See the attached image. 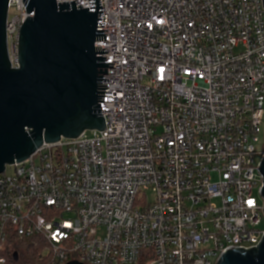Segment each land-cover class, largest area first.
I'll return each instance as SVG.
<instances>
[{
	"label": "built area",
	"instance_id": "built-area-1",
	"mask_svg": "<svg viewBox=\"0 0 264 264\" xmlns=\"http://www.w3.org/2000/svg\"><path fill=\"white\" fill-rule=\"evenodd\" d=\"M101 4L98 29L109 30L96 46L108 53L98 56L114 62L102 79L111 96L99 101L106 129L44 143L7 165L0 264L19 261L24 238L44 241L35 264H217L229 248L258 246L263 0ZM28 16L23 0H9L13 66Z\"/></svg>",
	"mask_w": 264,
	"mask_h": 264
},
{
	"label": "water",
	"instance_id": "water-1",
	"mask_svg": "<svg viewBox=\"0 0 264 264\" xmlns=\"http://www.w3.org/2000/svg\"><path fill=\"white\" fill-rule=\"evenodd\" d=\"M28 16L20 27L17 65L7 42L9 0H0V174L7 165L25 162L44 143L105 130L99 101H104L108 73L101 0L90 7L76 0H23ZM264 5V0H263ZM259 169L264 179V157ZM264 199V186L261 188ZM17 260L18 252L14 253ZM67 264H84L72 260ZM217 264H264V236L253 248L227 249Z\"/></svg>",
	"mask_w": 264,
	"mask_h": 264
},
{
	"label": "trees",
	"instance_id": "trees-1",
	"mask_svg": "<svg viewBox=\"0 0 264 264\" xmlns=\"http://www.w3.org/2000/svg\"><path fill=\"white\" fill-rule=\"evenodd\" d=\"M43 245L44 241L41 238H24L16 240L14 248L19 254V261L22 258H25V260H22L24 262L23 264H35L38 261L37 256L39 248H41ZM30 256H32L31 259Z\"/></svg>",
	"mask_w": 264,
	"mask_h": 264
},
{
	"label": "rangeland",
	"instance_id": "rangeland-1",
	"mask_svg": "<svg viewBox=\"0 0 264 264\" xmlns=\"http://www.w3.org/2000/svg\"><path fill=\"white\" fill-rule=\"evenodd\" d=\"M87 134L88 135H91L92 132L91 131H87ZM13 173V167H9L8 168V174H12ZM155 200V194L152 190H148L147 191V198H146V201L149 202H153ZM263 226H264V221H263ZM49 251H46L45 253H48ZM32 256H30V259H31ZM22 260H25V258L21 259L20 261L16 262L15 264H23L24 262Z\"/></svg>",
	"mask_w": 264,
	"mask_h": 264
}]
</instances>
